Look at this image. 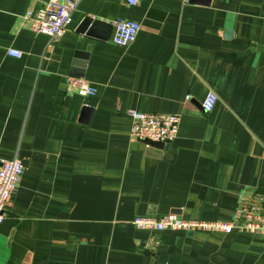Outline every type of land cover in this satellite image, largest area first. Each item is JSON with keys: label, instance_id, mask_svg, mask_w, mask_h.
<instances>
[{"label": "crops", "instance_id": "crops-1", "mask_svg": "<svg viewBox=\"0 0 264 264\" xmlns=\"http://www.w3.org/2000/svg\"><path fill=\"white\" fill-rule=\"evenodd\" d=\"M49 1L0 0V165L24 166L0 264H264V235L134 225L231 223L248 195L264 212V0H83L59 42L24 18ZM88 17L141 30L119 47L113 27L80 32ZM131 110L179 116L177 138L133 139Z\"/></svg>", "mask_w": 264, "mask_h": 264}, {"label": "built area", "instance_id": "built-area-1", "mask_svg": "<svg viewBox=\"0 0 264 264\" xmlns=\"http://www.w3.org/2000/svg\"><path fill=\"white\" fill-rule=\"evenodd\" d=\"M83 0H50L38 11H28L25 20L31 30L43 34L53 42H59L68 31L73 21V14ZM140 0H127L130 6H136ZM113 36L111 42L119 47H129L137 40L141 25L132 20L115 19L111 23ZM8 55L21 58L23 53L9 49ZM67 87L82 97L88 98L97 94V89L84 78L67 77ZM218 96L210 92L202 104L205 112L214 110ZM132 120L131 136L137 141L171 144L179 134L180 117L167 114H149L129 111ZM149 144V143H148ZM24 174V166L18 159L4 160L0 165V225L5 220V211L14 193L18 189ZM134 225L147 230L189 231L202 229L208 232L232 233L235 229L250 234L264 235V212L262 199L257 195H248L241 199L234 222L205 223L189 221L176 215H167L160 219L137 217Z\"/></svg>", "mask_w": 264, "mask_h": 264}, {"label": "water", "instance_id": "water-1", "mask_svg": "<svg viewBox=\"0 0 264 264\" xmlns=\"http://www.w3.org/2000/svg\"><path fill=\"white\" fill-rule=\"evenodd\" d=\"M101 27H108L109 29H111L112 25L107 24L103 21L94 20L88 17V18H85L84 21L82 22L80 26V32H85V33L87 32L88 34H93L94 32H97V30ZM146 143H149L151 145L160 146V147H166L167 145H169V144L155 143V142H150V141H146Z\"/></svg>", "mask_w": 264, "mask_h": 264}]
</instances>
